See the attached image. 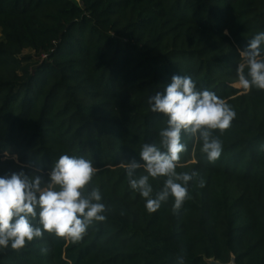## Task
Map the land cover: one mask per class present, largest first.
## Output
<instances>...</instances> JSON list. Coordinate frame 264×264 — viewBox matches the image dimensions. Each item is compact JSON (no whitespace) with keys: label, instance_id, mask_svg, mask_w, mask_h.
I'll return each mask as SVG.
<instances>
[{"label":"trees","instance_id":"trees-1","mask_svg":"<svg viewBox=\"0 0 264 264\" xmlns=\"http://www.w3.org/2000/svg\"><path fill=\"white\" fill-rule=\"evenodd\" d=\"M259 31L264 0H0V176L42 168L47 181L61 155L83 156L107 209L80 241L45 232L0 248V264H264V90L245 91L236 73L237 49ZM173 75L236 116L213 131L215 162L183 134L176 170L199 173L190 198L150 213L124 165L160 145L167 118L149 98ZM164 180L149 178L153 197Z\"/></svg>","mask_w":264,"mask_h":264},{"label":"clouds","instance_id":"clouds-1","mask_svg":"<svg viewBox=\"0 0 264 264\" xmlns=\"http://www.w3.org/2000/svg\"><path fill=\"white\" fill-rule=\"evenodd\" d=\"M262 45L264 31H259L243 50L237 49L241 60L236 69L238 84L245 91L252 87L264 90ZM149 104L152 112L167 118V126L159 133L160 145L144 144L139 152L142 163L132 159L124 166L131 189L145 199L148 212H156L170 197L174 200L173 212H177L190 198L187 185L199 176L197 172L176 170L187 151L183 134L202 140V151L209 162H215L222 153V143L213 131L229 129L236 113L214 92L198 90L196 81L187 75H173L163 91L149 98ZM13 159L19 163L18 157ZM141 168L146 174L137 176ZM98 171L90 159L63 154L47 173V181L42 168L31 175L21 170L0 176V248L10 246L19 251L28 242L43 238L45 232L80 241L93 222L106 219L99 188L89 190ZM150 177L165 178L154 197ZM200 186H204L202 179ZM37 219L39 226L33 223Z\"/></svg>","mask_w":264,"mask_h":264},{"label":"water","instance_id":"water-1","mask_svg":"<svg viewBox=\"0 0 264 264\" xmlns=\"http://www.w3.org/2000/svg\"><path fill=\"white\" fill-rule=\"evenodd\" d=\"M207 262H208L209 264H236V259L233 258L232 261H231L230 263H222V262L217 261V260H215V259H208Z\"/></svg>","mask_w":264,"mask_h":264}]
</instances>
